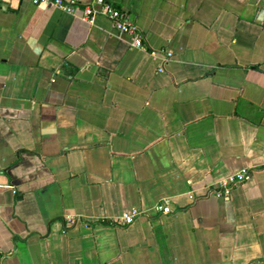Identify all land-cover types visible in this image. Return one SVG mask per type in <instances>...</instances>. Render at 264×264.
Returning <instances> with one entry per match:
<instances>
[{
  "label": "crops",
  "instance_id": "obj_1",
  "mask_svg": "<svg viewBox=\"0 0 264 264\" xmlns=\"http://www.w3.org/2000/svg\"><path fill=\"white\" fill-rule=\"evenodd\" d=\"M105 1L0 0V264H264V0Z\"/></svg>",
  "mask_w": 264,
  "mask_h": 264
},
{
  "label": "built area",
  "instance_id": "obj_2",
  "mask_svg": "<svg viewBox=\"0 0 264 264\" xmlns=\"http://www.w3.org/2000/svg\"><path fill=\"white\" fill-rule=\"evenodd\" d=\"M33 5H46L54 7L64 13L73 14L74 10L80 8V18L83 20L91 21L96 16H103L111 21L113 27L122 33L129 36V45L132 48H141L142 37L133 21L128 17L125 11L109 4L105 0H90L86 3L79 4L76 0H30ZM164 61L170 56L169 52L164 53ZM160 71V68L157 69ZM249 177L247 170L243 169L225 177L224 181L218 190L212 191L214 196H222L227 194L230 186L241 183ZM157 212H169L170 209L165 203H158L155 205ZM138 215L136 208H130L129 210L122 212L117 218V223L123 225H129L133 222ZM71 223V220H68Z\"/></svg>",
  "mask_w": 264,
  "mask_h": 264
},
{
  "label": "trees",
  "instance_id": "obj_3",
  "mask_svg": "<svg viewBox=\"0 0 264 264\" xmlns=\"http://www.w3.org/2000/svg\"><path fill=\"white\" fill-rule=\"evenodd\" d=\"M58 69H59V74L62 76L73 75L76 70L75 67L69 65L64 59L61 60Z\"/></svg>",
  "mask_w": 264,
  "mask_h": 264
}]
</instances>
